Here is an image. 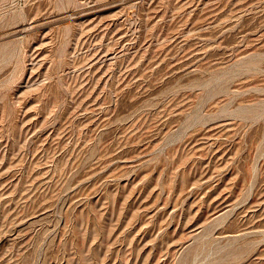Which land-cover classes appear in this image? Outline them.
Here are the masks:
<instances>
[{
    "label": "rangeland",
    "instance_id": "obj_1",
    "mask_svg": "<svg viewBox=\"0 0 264 264\" xmlns=\"http://www.w3.org/2000/svg\"><path fill=\"white\" fill-rule=\"evenodd\" d=\"M0 264H264V0H0Z\"/></svg>",
    "mask_w": 264,
    "mask_h": 264
}]
</instances>
